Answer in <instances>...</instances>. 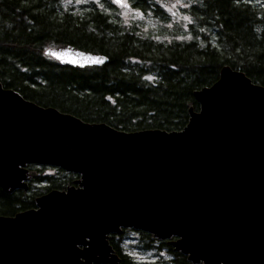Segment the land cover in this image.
<instances>
[{"label": "water", "instance_id": "95a60500", "mask_svg": "<svg viewBox=\"0 0 264 264\" xmlns=\"http://www.w3.org/2000/svg\"><path fill=\"white\" fill-rule=\"evenodd\" d=\"M44 54L77 67L108 61L70 44ZM194 96L200 108L183 129L129 132L0 82L1 189L28 191L31 164L79 176L0 215V264H118L109 236L123 228L166 240L192 264H264V86L225 65Z\"/></svg>", "mask_w": 264, "mask_h": 264}, {"label": "trees", "instance_id": "16d2710c", "mask_svg": "<svg viewBox=\"0 0 264 264\" xmlns=\"http://www.w3.org/2000/svg\"><path fill=\"white\" fill-rule=\"evenodd\" d=\"M185 1L193 20L192 38L161 40L144 33L135 21H124L108 1L111 11L92 2L73 12L62 7V0H0V82L38 105L87 122L129 132L181 130L189 109L200 108L195 91L216 82L223 66L264 86V5L255 0ZM130 6L169 21L157 1L130 0ZM61 44L104 54L108 61L77 67L44 54L47 47ZM27 168L39 173L30 178L28 191L6 193L0 187V215L34 208L37 196L65 189L78 177L56 167ZM48 168L54 174L43 172ZM40 182L46 184H36ZM133 230L123 228L121 234L109 236L118 264H137L121 243ZM135 231L148 241L156 240ZM161 243L175 255L174 264H192L167 241Z\"/></svg>", "mask_w": 264, "mask_h": 264}, {"label": "rangeland", "instance_id": "374dc122", "mask_svg": "<svg viewBox=\"0 0 264 264\" xmlns=\"http://www.w3.org/2000/svg\"><path fill=\"white\" fill-rule=\"evenodd\" d=\"M112 4L115 13L120 15L124 21L133 20L134 25L141 28L144 33H149L153 37L161 40L190 39L189 24L193 20L187 13L189 7L185 0H153L169 14V21L166 23L155 17L151 12L143 13L139 10L131 8L130 0H123L122 3L117 0H107ZM106 0H62L61 5L64 9H70L73 12L83 11L92 2L103 8L111 11ZM257 3L264 5V0H255ZM184 8L182 11L181 9ZM174 32L175 36L170 33ZM52 47V46H51ZM41 167V166H39ZM46 174H54L53 168H48L43 171ZM45 185L46 182L36 183ZM166 241V240H165ZM123 249L128 251L137 264H174L175 255L169 252L161 241L156 239L148 241L138 231H130L121 238Z\"/></svg>", "mask_w": 264, "mask_h": 264}, {"label": "snow or ice", "instance_id": "6c2138e0", "mask_svg": "<svg viewBox=\"0 0 264 264\" xmlns=\"http://www.w3.org/2000/svg\"><path fill=\"white\" fill-rule=\"evenodd\" d=\"M117 2H119V3H122V4H123V0H117ZM123 6L127 7V5H126V4H123ZM98 62H100V61H98Z\"/></svg>", "mask_w": 264, "mask_h": 264}, {"label": "flooded vegetation", "instance_id": "af4514ba", "mask_svg": "<svg viewBox=\"0 0 264 264\" xmlns=\"http://www.w3.org/2000/svg\"><path fill=\"white\" fill-rule=\"evenodd\" d=\"M78 178V177H77Z\"/></svg>", "mask_w": 264, "mask_h": 264}]
</instances>
